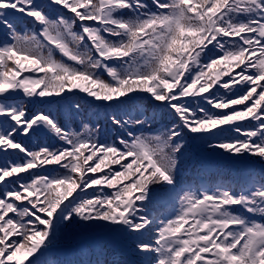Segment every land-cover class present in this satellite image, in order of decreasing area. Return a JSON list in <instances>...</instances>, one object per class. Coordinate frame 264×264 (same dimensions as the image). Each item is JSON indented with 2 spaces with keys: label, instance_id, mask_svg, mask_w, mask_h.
<instances>
[{
  "label": "snow or ice",
  "instance_id": "obj_1",
  "mask_svg": "<svg viewBox=\"0 0 264 264\" xmlns=\"http://www.w3.org/2000/svg\"><path fill=\"white\" fill-rule=\"evenodd\" d=\"M81 99L111 143L28 108ZM186 139L260 171L182 184ZM0 156V264L73 227L122 235L132 264H264V0H0Z\"/></svg>",
  "mask_w": 264,
  "mask_h": 264
},
{
  "label": "rangeland",
  "instance_id": "obj_2",
  "mask_svg": "<svg viewBox=\"0 0 264 264\" xmlns=\"http://www.w3.org/2000/svg\"><path fill=\"white\" fill-rule=\"evenodd\" d=\"M82 95V94H81ZM48 99V98H46ZM51 99H59L58 97L56 98H51ZM81 111L82 113H94V112H98V114L96 113V118L95 121L98 125H100L103 122H106V117H105V112L104 109H97L94 106H90L91 104H88L85 100L81 99ZM36 103H40V102H36ZM58 121L59 119L56 118ZM87 123V122H84ZM90 126H92V123H88ZM83 126H82V130H79L80 132H83ZM113 133H115V129H112ZM107 138L108 137H113L112 133L111 135H109V133L105 132ZM186 141H189V145L186 144V148H188V152L192 151L195 153L196 148L193 144V141L191 142L190 140L186 139ZM56 146H60L59 144H56ZM186 153V151H185ZM184 153V154H185ZM184 157V156H183ZM182 157V158H183ZM204 157V158H203ZM203 160H202V164L205 166V169H208L206 177L208 179V173L212 174L213 177H217V182L220 183H225V185H231L232 182H230L228 179H230V177H237L240 175V170L243 167L248 168V170L251 173L254 174H258L261 168V165L258 164L257 162H255L257 160V158H246V159H241L240 157H229V154L224 152L223 150L220 149H211L208 148L205 150L204 156H203ZM198 162V158L195 159ZM191 161V160H190ZM183 163V162H182ZM235 164L237 166L236 170H232L231 164ZM49 169L51 168H57L58 171L63 172V169H59V166H48ZM213 170L218 171L219 173L214 174L211 173ZM56 173H53V175H55ZM205 175V174H204ZM185 173H183V170L181 169V167L179 168V172H178V176L177 177H185ZM213 179L208 181H212ZM180 181L182 184V180H178ZM186 181V180H185ZM227 181V182H226ZM90 191H92V189H89ZM75 195V194H74ZM63 229V228H62ZM67 230H71V232H69L68 236H66ZM101 229L97 228L94 230V232H87L82 234V238H87L89 236L93 237L96 235H100V234H105L107 231H100ZM65 234L62 233V230L60 231L59 234L64 235L63 237H60V239H54L53 243L49 246L48 252L50 253H54V255H57L58 257H62V256H66L69 254V250H71V247L67 246L70 245V240L64 242L65 244H63L64 240H68L69 237H76L78 232L75 230V227L73 228H68V229H64ZM75 231V233H74ZM110 233V232H109Z\"/></svg>",
  "mask_w": 264,
  "mask_h": 264
},
{
  "label": "trees",
  "instance_id": "obj_3",
  "mask_svg": "<svg viewBox=\"0 0 264 264\" xmlns=\"http://www.w3.org/2000/svg\"><path fill=\"white\" fill-rule=\"evenodd\" d=\"M27 27H28V25H27Z\"/></svg>",
  "mask_w": 264,
  "mask_h": 264
}]
</instances>
